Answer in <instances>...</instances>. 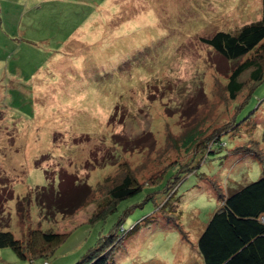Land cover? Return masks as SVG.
Returning a JSON list of instances; mask_svg holds the SVG:
<instances>
[{
  "label": "rangeland",
  "instance_id": "rangeland-1",
  "mask_svg": "<svg viewBox=\"0 0 264 264\" xmlns=\"http://www.w3.org/2000/svg\"><path fill=\"white\" fill-rule=\"evenodd\" d=\"M262 4L108 0L94 14L102 22H88L50 55L21 34L19 22L7 27L0 38V231L20 241L37 229L68 237L47 259L22 260L0 248V264H77L112 233L123 241L112 247L111 264H132L123 259L136 253L137 264H203V225L223 197L264 176V80H251L253 69L236 100L227 89L240 64L264 66V50L228 61L203 40L260 21ZM43 57H52V74L30 75ZM65 171L91 186L88 205L73 216L42 214L38 190L57 189ZM128 172L142 191L104 217L109 190Z\"/></svg>",
  "mask_w": 264,
  "mask_h": 264
},
{
  "label": "trees",
  "instance_id": "trees-1",
  "mask_svg": "<svg viewBox=\"0 0 264 264\" xmlns=\"http://www.w3.org/2000/svg\"><path fill=\"white\" fill-rule=\"evenodd\" d=\"M262 3L260 21L245 25L237 33L218 32L212 38L204 39L203 42L228 61H240L259 48L264 50V0ZM249 71H252L251 80L256 83L264 80L263 65L255 61L240 64L232 72L227 86L232 100H236L242 91L244 84L241 79ZM158 176L159 174L155 175L151 180L153 184L156 183ZM69 177L73 179L70 185L66 183ZM142 189L143 185L138 184L136 178L128 172L122 182L114 184L109 190V200L105 202L106 205L101 209V213H104V217L114 213L119 202L136 196ZM91 192L90 185L79 184L76 178L65 171L59 174L57 189L50 183L47 187L38 190L36 202L42 214L73 216L82 207L88 205ZM263 219L264 176L257 182L222 198L220 208L211 217L198 239V251L202 263L264 264ZM96 220L97 218L95 220L92 218L90 223L93 224ZM121 226L122 223L118 227ZM67 237L53 231L37 229L31 231L27 239L20 241L12 232L1 230L0 248L13 249L22 260L47 259L56 253ZM118 238V234L112 233L109 237L100 239L98 246L84 255L77 264H111L114 255L112 247H118L117 245L123 241V238L120 240ZM46 263L49 264L45 261L44 264Z\"/></svg>",
  "mask_w": 264,
  "mask_h": 264
},
{
  "label": "crops",
  "instance_id": "crops-1",
  "mask_svg": "<svg viewBox=\"0 0 264 264\" xmlns=\"http://www.w3.org/2000/svg\"><path fill=\"white\" fill-rule=\"evenodd\" d=\"M107 2L108 0L103 2L101 0H0V38L8 32L7 27L19 22L20 32L22 27L24 28V32L21 34L29 38L31 42L39 43L41 47L37 48L46 52V55H50L62 50L74 37L73 35L80 36L84 28L89 26L88 22H102L99 19L100 14H94L101 8H107ZM49 24L53 25L50 27ZM42 31H47L48 35L42 34ZM39 36H41V40ZM52 40L55 41L52 42ZM53 44L59 45L52 47ZM33 53L36 57L42 58V55L40 56L37 52ZM42 61H40L38 70L30 75L52 74V71L50 72L51 67H54L51 65L52 57H43ZM47 68L49 71L45 70ZM20 74L22 72L17 70L11 75L16 78ZM206 226L207 224L201 228L199 237ZM137 259L138 254L136 253L131 260L123 259V261L137 264L140 261Z\"/></svg>",
  "mask_w": 264,
  "mask_h": 264
},
{
  "label": "built area",
  "instance_id": "built-area-1",
  "mask_svg": "<svg viewBox=\"0 0 264 264\" xmlns=\"http://www.w3.org/2000/svg\"><path fill=\"white\" fill-rule=\"evenodd\" d=\"M263 222H264V219H263ZM46 264H48V263H46Z\"/></svg>",
  "mask_w": 264,
  "mask_h": 264
}]
</instances>
